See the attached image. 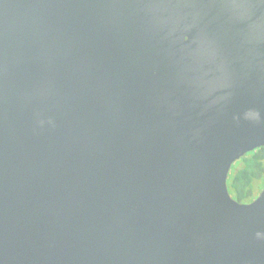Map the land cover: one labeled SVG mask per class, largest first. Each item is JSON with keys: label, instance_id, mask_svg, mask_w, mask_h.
Listing matches in <instances>:
<instances>
[{"label": "water", "instance_id": "1", "mask_svg": "<svg viewBox=\"0 0 264 264\" xmlns=\"http://www.w3.org/2000/svg\"><path fill=\"white\" fill-rule=\"evenodd\" d=\"M264 0H0V264H264Z\"/></svg>", "mask_w": 264, "mask_h": 264}, {"label": "trees", "instance_id": "2", "mask_svg": "<svg viewBox=\"0 0 264 264\" xmlns=\"http://www.w3.org/2000/svg\"><path fill=\"white\" fill-rule=\"evenodd\" d=\"M240 160L231 177L229 176L228 187L231 195L238 201L250 202L257 197L247 200L252 193L253 182L264 178V146L247 152Z\"/></svg>", "mask_w": 264, "mask_h": 264}, {"label": "rangeland", "instance_id": "3", "mask_svg": "<svg viewBox=\"0 0 264 264\" xmlns=\"http://www.w3.org/2000/svg\"><path fill=\"white\" fill-rule=\"evenodd\" d=\"M238 162H241L240 159H238L237 161H235L232 166H231V169L229 171V175H228V179L231 177L230 175H232L233 173V170L236 168ZM230 176V177H229ZM229 183V182H228ZM264 187V178L262 179H256L254 182H253V189H252V193L250 195V197L247 198V200H250V199H254L256 196H258V194L262 191Z\"/></svg>", "mask_w": 264, "mask_h": 264}]
</instances>
